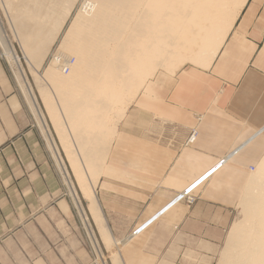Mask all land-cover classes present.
<instances>
[{
    "label": "crops",
    "instance_id": "obj_1",
    "mask_svg": "<svg viewBox=\"0 0 264 264\" xmlns=\"http://www.w3.org/2000/svg\"><path fill=\"white\" fill-rule=\"evenodd\" d=\"M65 24L58 31L40 22L39 35L19 44L44 65ZM176 71L159 96L127 109L96 188L120 245L118 264H180L187 243L211 254L226 241L251 167L264 158V0H247L212 63ZM192 129L198 135L187 144ZM60 189L26 97L0 57V264L96 263ZM185 193L192 203L180 199Z\"/></svg>",
    "mask_w": 264,
    "mask_h": 264
},
{
    "label": "bare ground",
    "instance_id": "obj_2",
    "mask_svg": "<svg viewBox=\"0 0 264 264\" xmlns=\"http://www.w3.org/2000/svg\"><path fill=\"white\" fill-rule=\"evenodd\" d=\"M138 1L84 0L71 26L73 34L67 35L63 41V44H74L78 49V61L75 59L69 73L63 72L58 57L52 60V64L45 69L43 75L39 73L42 60L29 59L30 69L40 77L38 91L43 100V108L61 142L76 177L77 186L90 203L89 212L101 229L108 246L112 248L111 257L115 259L116 264L119 261L120 245L114 242L104 225L96 188L118 123L124 117L130 103L134 101V95L142 89L147 78L153 77L159 68H171L175 71L187 60L205 66L212 63L247 2V0H150L155 5L141 13L143 10L136 12ZM76 2L77 0H52L53 4L50 1L47 4V0H43L40 2L42 9L31 8L28 15L36 22L52 23L55 30L59 31L70 17ZM40 4H37V8ZM60 5H63L62 14H59ZM21 22L20 19L18 37L22 42L39 35L40 29L36 27L39 23L31 29V23L23 26ZM25 30L29 33L27 34ZM70 36L75 39H70ZM0 39L7 49L11 42L1 21ZM11 51L9 59L15 66L18 83L27 96L49 148L58 159L59 148L52 139L33 88L13 50ZM63 56L66 57L65 54ZM53 81L54 85H51ZM71 87L76 90L72 92ZM49 89L55 93L56 104L53 103ZM110 109L118 119L110 124L111 136L108 133L109 123L107 124L103 114ZM106 132L110 137L106 136ZM250 182L255 184L256 192L250 191L249 187L245 191L241 202L244 218L239 224L235 223L236 246L227 264H264V158L258 166L257 174ZM73 194L75 195V191ZM79 208L88 235L94 241L95 234L90 219L87 220L85 217L83 211L85 209H82L81 205Z\"/></svg>",
    "mask_w": 264,
    "mask_h": 264
},
{
    "label": "rangeland",
    "instance_id": "obj_3",
    "mask_svg": "<svg viewBox=\"0 0 264 264\" xmlns=\"http://www.w3.org/2000/svg\"><path fill=\"white\" fill-rule=\"evenodd\" d=\"M42 1L43 0H0V19H1L0 21L4 27L5 32L9 36V41L11 43H13V45L16 48V51L18 52V54L20 56V62H19L20 66L23 69V71L25 72V74L27 75V79L33 88V92L36 95L37 102H38L39 106L41 107V110H42L43 115L45 117L46 123H47L49 130L51 132L50 134L52 135V139L54 140V143H56L57 147L59 148L58 152H59L61 158L63 159L64 167L67 170V174H68V178L66 177L67 179L65 177L61 176V174L57 168L58 163L55 162L56 160L53 158V156L51 154L52 149L49 148L48 141H47L44 133L42 132L41 128L39 127L37 120L35 119V116L33 115V111L29 105L27 96H26L24 90L22 89V87L20 86V84L18 83V80L16 78V74H15V77L13 75L12 76H13L16 84H17V87L19 89H21V91L24 93V95L26 97L27 104L29 105V107L31 109L33 126L36 127V129L38 130V132L40 134L41 141H42L44 147L46 148L49 163L51 164V166H52L54 172L56 173V175L58 176V178L60 179L61 194L70 200L72 207H73V211L75 212V215L78 218L79 226H80L81 234H82L81 235V241L84 244H88L90 246L91 250L95 254L97 264H103L102 263L103 261L106 262V264H107L109 258L111 257V254H112L111 253L112 248H111V246H108V249H105L101 244V241H100L99 236H98L97 231H96V226L94 225L91 214L89 212V206H88L89 202L84 199V197L80 191L81 189H79L80 187L77 186L78 183H77L76 177L74 176V173H73V171L69 165L66 154L64 153V150L61 146V142H60L55 130L53 129L51 122L49 121V117L47 116V113L45 112V110L43 108V100H42V97L40 96L39 91H38V89H39L38 81H40V77H38L34 73V71H32L30 69V66H29V59H30V61L31 60L34 61V59L28 57L27 54L22 49L21 45L19 44V41H22L20 39V37H18V35H19L18 34V32H19L18 24L20 23V19L22 20L21 23L23 26L31 23V25H32L31 29H33V27L39 22H36L33 19H30L29 15H28V11H31V8L32 9L34 8L33 10L42 9V5L40 4V2H42ZM49 1L51 4H53L52 0H47V4L49 3ZM83 2H84V0H77L76 4L74 5V7L72 9V13H71L70 17L67 19L68 21L66 22V24L64 26L62 37H61L60 41L54 47L53 51L51 52L49 58L45 61L44 65H41V68L39 70V73L41 75L44 74L46 68L50 67V65L52 64V60L55 59V56L61 55L59 53H62L63 55L65 54L66 57L67 56L68 57H75V59L78 61V58H77L78 49L76 48V46L74 44H71V45L70 44H63V41L65 40L64 38H67V35L73 34L71 32V26L73 24L74 18L76 17V14L79 12L80 6H82ZM37 4H40V5H38V6H40L39 8H37ZM136 4H138V5H136V12H141L143 10V12H141V13H144L145 11L149 10L150 8H152L155 5L154 2H151L150 0H139ZM60 7H61V9L59 10V14H62L63 5L62 6L60 5ZM33 12H35V11H33ZM18 16L20 17V19ZM49 27H50V29H52V26H49ZM53 29H54V25H53ZM69 38L75 39V37H73V36H70ZM23 55H24V57H26L25 59L23 58ZM186 66L206 67L205 65H202V64L200 65L199 63H194L193 61L187 60L183 63V65H181L177 69L176 73L178 72L179 69L186 67ZM172 72H173V69L171 70V68L170 69L169 68H159L156 71V74L154 75L153 78H150V79L147 78L148 81L146 80V84H147L146 88L140 89L139 90L140 92L138 90H136L138 92H137V94L134 95L135 96L133 99L134 101L130 103L129 107L131 105H133L135 102L138 103L139 102L138 100L141 98L146 101V100H152V98H151L152 96H154V98L156 95L159 96V92H161L163 89L165 90L168 87V85H170L173 82L174 75H172ZM57 74H59V73L57 72ZM51 85H54V81L51 82ZM53 88H54V86H53ZM62 88L64 89L65 87H63V85H62ZM75 90H76L75 88L71 87L72 92H74ZM145 90H146V92H148V94L145 93V95H144ZM48 92H49V94L53 100V103L56 104L57 103V99L55 98V93H57L56 89H55V93L51 92L50 89ZM89 92L90 91H88V93ZM91 95H92V92H91ZM91 95L89 96L88 101L91 99ZM154 98H153V101H154ZM59 102L62 105V102L60 101V99H59ZM103 114H104V118L106 117L107 124L109 123V125H107L110 129V131L108 133L111 136V134H110L111 133V125L110 124L113 123L115 119L116 120H118V119H117V117H114L115 116L114 112H111V109L109 111L103 113ZM115 114H116V111H115ZM68 123H69V121H68ZM108 133L106 132V136H109V135H107ZM87 135H89V134H87ZM106 136H104V137H106ZM109 137H107V138H109ZM107 138H106V140H107ZM76 141L78 142L77 139H76ZM52 153H53V151H52ZM53 155H54V153H53ZM54 157H55V155H54ZM56 163H57V165H56ZM257 172H258V167H256V170L253 174V179H254V176L257 174ZM253 179H251V180H253ZM67 180L71 181L73 186L71 185V183L70 184L67 183ZM251 184H252V182H250V184L248 185L249 190L256 192V190L254 189L255 184H252V185ZM74 191H75V193L77 192V194H78V196L82 202L83 208L85 209V212H87V214H88V218L90 219L89 222L91 224V228L94 231L95 237H96L97 242H98V244L101 248V251H102L101 256L96 251L95 244H94L95 242L90 239V237L88 235L87 228L85 227V224H84V222H83V220L79 214L80 212L78 211V209L76 207V204H75L74 199H73V195H74L73 192ZM241 202H242V200H241ZM243 212H244L243 205L240 203L238 210H237V216H236L235 222L233 223L231 229L229 230L228 237H227L226 241L223 244L219 245L213 252L210 250V252H212L211 254L206 253V252H209V249H207V251H204V248L200 243L190 242V243H187L185 246L184 257L182 259V263H180V264H227L230 261L231 253L233 252V249L236 246L235 240L237 239V237H236V229L237 228H235V227L237 225H235V223L239 224L243 220V218H244ZM10 243H13V241H11ZM28 252L32 253V252H34V250L29 248ZM19 255H20V258L17 257V259L20 261L24 260V257H23L24 254L20 253Z\"/></svg>",
    "mask_w": 264,
    "mask_h": 264
},
{
    "label": "built area",
    "instance_id": "obj_4",
    "mask_svg": "<svg viewBox=\"0 0 264 264\" xmlns=\"http://www.w3.org/2000/svg\"><path fill=\"white\" fill-rule=\"evenodd\" d=\"M7 50H8V53H7ZM11 50H13L16 59L20 62V56H19L18 52L16 51V48H15V46L13 45V43H10V44L7 46V49H6L5 45L3 44V41L0 39V57L3 58V59L6 61V63H7V65H8V68H9L11 74L15 77V66L12 65V63L10 62V59H9V54L12 55V51H11ZM55 57H58V60H59V62H60V65H61V68H62L63 72H64L65 74L69 73V71H70V66H71L72 64H74V62H75V57H64V56H62V55H60V56H55ZM23 58L25 59L26 57H24V55H23ZM18 85H19V84H18ZM197 135H198L197 130H196V129H192V132H191V134H190V136H189V138H188L187 144H192V143L196 140ZM50 151H51V150H50ZM51 154H52L53 158L56 160L55 162L58 163V165H57V163H56V165H57V168H58V170H59L61 176H62V177H65V178H66V177L68 178L67 170H66V168L64 167V162H63V159L61 158L60 154H59L58 159L54 157L52 151H51ZM251 170H252V171H255V170H256V167H251ZM67 178H66V179H67ZM67 181H68V180H67ZM69 182H70L71 185L73 186L72 182H71V181H69ZM67 183H68V182H67ZM73 188H74V187H73ZM74 190H75V189H74ZM182 198H185V199L187 200V202H189V203H192V202L194 201V199H195L193 196L188 195V193L183 194V195L180 197V199H182ZM73 199H74V202H75V204H76V207H77L78 211L80 212L79 205L82 206V209H83V205H82V202H81V200H80V198H79L77 192L75 193V195H73ZM83 211L85 212V210H83ZM79 214H80V216H81V218H82V220H83V217H82L81 212H80ZM84 214H85V217L87 218V220H89L88 217H87L86 212H85ZM92 231H93V230H92ZM94 238H95V240H94V242H95V243H94V244H95V249H96V251L99 253V255L101 256V255H102V251H101V248H100V246H99V244H98V242H97V239H96L95 235H94ZM102 263H103V264H106V262H104V261H103ZM95 264H97V263H95Z\"/></svg>",
    "mask_w": 264,
    "mask_h": 264
}]
</instances>
